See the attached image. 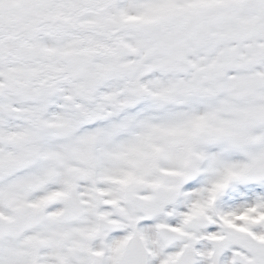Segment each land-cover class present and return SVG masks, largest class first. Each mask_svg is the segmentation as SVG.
I'll list each match as a JSON object with an SVG mask.
<instances>
[{
  "label": "snow or ice",
  "instance_id": "snow-or-ice-1",
  "mask_svg": "<svg viewBox=\"0 0 264 264\" xmlns=\"http://www.w3.org/2000/svg\"><path fill=\"white\" fill-rule=\"evenodd\" d=\"M0 264H264V0H0Z\"/></svg>",
  "mask_w": 264,
  "mask_h": 264
}]
</instances>
